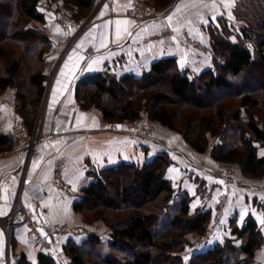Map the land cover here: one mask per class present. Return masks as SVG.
Wrapping results in <instances>:
<instances>
[{
	"label": "trees",
	"instance_id": "obj_1",
	"mask_svg": "<svg viewBox=\"0 0 264 264\" xmlns=\"http://www.w3.org/2000/svg\"><path fill=\"white\" fill-rule=\"evenodd\" d=\"M63 1L77 19H82L96 4V0ZM151 2L164 9L174 6L177 0ZM39 6L40 0H0V27L4 28L0 31V58H9L14 44L23 52L8 63L4 74L0 73V95L8 88H16L21 112L29 106L37 108L46 91L43 65L52 43L45 30L31 23L46 22ZM235 17L232 23L226 17L220 18L218 24L208 28L212 69L190 75L180 68L176 58H165L141 77H117L109 71L90 75L77 85L81 108L98 107L110 123L134 122L146 109L151 120L182 134L198 153L209 150L213 137L218 143L210 153L216 162L238 164L243 175L264 178V156H259V148L264 146V115L258 113L264 109V0L240 1ZM236 22L243 27L235 43L231 38ZM24 64L29 71L26 81L21 75ZM27 86L36 89L35 102L26 98ZM163 94L168 96L163 98ZM31 116L33 121L35 116ZM13 143L12 135L0 133V154L11 151ZM172 163L171 156L162 151L143 165L123 162L93 173L95 181L83 190L75 210L84 214L98 204L101 209L118 214V225L109 224L112 232L110 253L106 256L99 252L103 242L97 233L82 242L70 239L64 252L72 264H88L87 258L95 259V264L256 263L257 251L264 246V234L252 216L242 226L236 219L231 221L234 238L185 261V238L189 234H205L212 212H191L193 198L188 192L178 193L166 178ZM127 183L135 186L140 202H134L136 197L131 195ZM175 202L177 210L171 220L162 219ZM161 223L165 227L159 230ZM119 255L125 258L120 259ZM17 264L32 262L22 254ZM39 264L54 261L40 253Z\"/></svg>",
	"mask_w": 264,
	"mask_h": 264
},
{
	"label": "crops",
	"instance_id": "obj_2",
	"mask_svg": "<svg viewBox=\"0 0 264 264\" xmlns=\"http://www.w3.org/2000/svg\"><path fill=\"white\" fill-rule=\"evenodd\" d=\"M132 1L96 0L90 28L74 43L66 44L67 33L57 22L63 2L40 0L39 10L46 18L40 28L52 43L45 65L50 86L38 145L27 154L12 150L0 154V264H17L22 254L32 264H39L40 253L55 258L65 254L70 239L84 241L94 229L82 221L75 204L95 181L93 173L123 162L143 165L162 151L173 161L166 178L178 193L188 192L193 198L191 212H212L214 236L196 242L201 244L199 252L234 238V219L242 226L252 216L264 234V178L247 177L238 164H221L210 153H198L162 124L155 123V133L150 136L111 132L103 128L98 111L81 108L77 85L90 75L109 71L118 77H141L165 58H176L190 75L212 69L208 27L223 17L235 21L242 0H177L162 18L142 25L126 16ZM189 39L203 45L204 51ZM20 120L16 90L8 88L0 97V133L12 135ZM259 156H264V146L259 148ZM222 194L227 204L218 214ZM28 219L39 224L47 238L45 246L31 233ZM63 223L78 226L81 233H58L55 227ZM256 264H264V246L257 251Z\"/></svg>",
	"mask_w": 264,
	"mask_h": 264
},
{
	"label": "rangeland",
	"instance_id": "obj_3",
	"mask_svg": "<svg viewBox=\"0 0 264 264\" xmlns=\"http://www.w3.org/2000/svg\"><path fill=\"white\" fill-rule=\"evenodd\" d=\"M53 1H62L63 2V8H61L58 11L57 17H58V14L59 13L64 12L67 15H69L73 20H75L76 22H80V23H82L84 21H88V22H90L92 24L93 19L95 18V14H96L97 7H98V5L96 3L95 4V7L92 10H90L88 13H86V15L82 19H77L75 17V14L76 13L73 10H71L70 8H68L64 4V1L63 0H53ZM134 1H136V0H133L132 1V4H133ZM140 1H142L144 3V5H146V6H151V7L156 8V10L159 12L158 13L159 16L156 19L162 18L166 14V12L168 11V9L171 7V6H169L167 8L161 9V8L157 7L154 3H152L151 0H140ZM132 19L135 20L134 18H132ZM235 21H236V19H235ZM57 22H58V18H57ZM230 22L232 23L234 21H230ZM31 23L35 27H39V28L41 27L40 26L41 23H39V22H35L34 21V22H31ZM213 23H211V24H213ZM58 24H59V22H58ZM242 27H243L242 24L236 22V24H235V26L233 28V31H232L233 34H232V38L231 39L235 43L238 42V40H239L238 37L241 34ZM89 28L85 29L82 33H84ZM3 29L4 28H1L0 27V31H2ZM82 33H80L78 36H76V37L73 38L74 31H70V33L66 37V41H67L66 44H68L70 42V40H73L71 43H74ZM208 33H209V31H208ZM209 36H210V34H209ZM189 43L193 44V46L195 48H198V49L204 51V48L205 47L203 45L198 44L197 41H194L193 39H189ZM13 50L14 51L11 53V55L9 56V58H0V73L4 74L5 73V70L7 68L8 63L11 62L13 59L19 58V57H21L23 55V52L21 51V48L17 44H14L13 45ZM50 51H49V53H50ZM46 59H47V57H46ZM45 65H46V61H45V64L43 65L44 72H45ZM21 75H22V77H23L22 79L24 81H26L25 78L28 79L29 71L27 70V65L25 67V64L23 65V72H22ZM49 86H50L49 78L47 77V81H46V91H45L44 97L41 100V103L39 105H37V108H35L33 106H29V109H26L25 111H22V112L19 111V105L20 104L18 102V97H17V91L18 90L16 88H11V89L16 90L17 110H18V112L20 113V116H21V120L18 121V122H22L26 126L27 131H28V135H29V139H28L29 141H34V139H35L37 142H39V138L41 136L40 128L42 126V117H43V113H44L45 99H46L47 89H48ZM35 91H36V89L33 88V87H31V86H27L25 88V90H24L25 95H26V98L29 99L31 102H35L36 101L35 100L36 99L35 98V95H36ZM2 95H0V97ZM163 96H164L163 98H165V97L168 96V94H163ZM167 99H169V98H167ZM93 109L96 110V111H98L102 115V117H103V128H105V129H107V130H109L111 132H126V133H133V134H136V135H149L150 136V135H152V134L155 133V130H156L155 123L160 124L159 122L153 121V120H151L148 117V113H147V110L146 109H144L142 111L140 118L138 120L134 121V122H132V121H124V122H112V123L107 122L104 119L103 113H102V111L98 107L93 106L92 108H90L88 110H93ZM83 110H85V109H83ZM258 113L261 116L264 115V109L261 110V111H259ZM31 115H34L35 116V118H34L33 121H31V119L33 117ZM116 124H122L123 125V128H122L121 131L114 130V127H115ZM166 128L169 129V130H171V131H173L174 133L178 134L185 141V139H184V137H183L182 134H180V133H178V132H176V131L168 128V127H166ZM148 132H149V134H148ZM12 137H13V134H12ZM217 143H218L217 142V139L211 137L210 138V148L205 153H210L211 152L210 150ZM15 146H16L15 143H13L12 150L14 149ZM202 154H204V153H202ZM223 167L225 169L227 168V166H225V165ZM127 185H128V187H130V193H131V195H133V196L136 197L134 202L135 203L137 201L140 202V200L138 198V193H137V190H136L135 186L134 185H131V184H128V183H127ZM112 191H114L113 188H112ZM143 202L144 201L142 200L141 203H143ZM175 203L170 206V208L168 209V211L162 216V219L164 218V220H167V221H170L171 220V218L174 216V214H175V212L177 210V205L178 204H177V202H175ZM226 204H225V207H226ZM88 207H91V206L89 205ZM225 207H224V209H225ZM78 214L80 215V218L82 219V221L85 224L89 225L91 228L94 229V232L87 233L86 234V237L88 238L91 235V233H97L98 235H100L101 240L103 242V246H102L101 250H99V252H101V254L103 256L108 255L110 253L109 252L110 251L109 243H110V239H111L110 233L112 232V228H111V226H109V224H112V225L116 224V225H118V219H119L118 214L115 213V212H113V211H110V210H103V209L100 208V206L98 204L93 205L91 207V211H88V212H86L84 214L78 212ZM116 221H117V223H116ZM163 225L164 224L161 223L159 225L158 229L159 230L160 229L162 230L165 227ZM59 226L60 227H64V228H76V227H78V226H72L69 223H63V224H61ZM210 229L212 230V233H213V229L211 228V226H209V230ZM157 232H158V230H157ZM206 236H207L206 233L203 234V235H200V236H196V237L194 235H192V234L187 235V237L185 238V241H186L185 246H187V248L182 253V255H183V257H184V259H185L186 262H189L190 259H191V257L194 254L199 253V251H201L200 250L201 244L197 245L196 242L199 241L200 243H203L207 239ZM213 236L214 235L212 234L211 236H208V238H212ZM227 239H229V238H227ZM238 244H240V242H238ZM125 249L128 250V248H125ZM52 258H53L54 264H72L71 259L69 257H67L64 253H63L62 256L61 255H57V256L55 255V258L54 257H52ZM119 258L120 259H123V258H125V256L124 255H119ZM86 261L88 262V264H95V263H97V261L95 259H91V258H87Z\"/></svg>",
	"mask_w": 264,
	"mask_h": 264
},
{
	"label": "built area",
	"instance_id": "obj_4",
	"mask_svg": "<svg viewBox=\"0 0 264 264\" xmlns=\"http://www.w3.org/2000/svg\"><path fill=\"white\" fill-rule=\"evenodd\" d=\"M159 12L156 10V8L151 6H146L144 3L140 0H136L133 2L132 6L127 10L126 16H129L131 18H134L138 24L142 25L146 22L152 21L153 19H156L159 14ZM58 22L59 25L66 31L67 35L70 33V31H74V37L78 36L80 33H82L85 29L89 28L91 23L88 21H84L82 23L76 22L73 20L69 15H67L64 12H61L58 14ZM123 128L122 124H116L114 127V130L121 131ZM13 140L15 143V147L12 150L14 153H30L35 149L38 142L34 139V141H29V135L26 126L22 122H18L15 126V129L13 130ZM149 134V132H148ZM0 162H1V156H0ZM1 186H0V197H1ZM227 203V198L225 194H222L219 197V204H218V214H222L224 211L225 204ZM29 227L31 229V233L36 238L37 242L41 246H45L47 244V238L42 235L40 226L38 223H36L33 220L28 219L27 220ZM56 231L58 233H81L80 228H64L60 227L59 225L55 227ZM207 236L212 235V230H208L206 232Z\"/></svg>",
	"mask_w": 264,
	"mask_h": 264
},
{
	"label": "snow or ice",
	"instance_id": "obj_5",
	"mask_svg": "<svg viewBox=\"0 0 264 264\" xmlns=\"http://www.w3.org/2000/svg\"><path fill=\"white\" fill-rule=\"evenodd\" d=\"M101 15H103V13H101ZM167 19H168L169 21H171L172 17L169 16V17H167ZM117 23H119V22H117ZM69 59H71V57H69ZM66 66H67V65H66ZM221 223H223V221H221ZM261 223L264 224V220H261Z\"/></svg>",
	"mask_w": 264,
	"mask_h": 264
}]
</instances>
